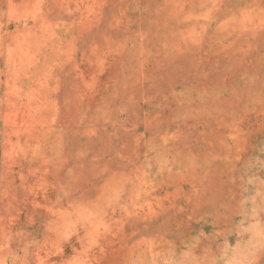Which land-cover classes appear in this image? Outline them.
<instances>
[{
  "label": "rangeland",
  "instance_id": "374dc122",
  "mask_svg": "<svg viewBox=\"0 0 264 264\" xmlns=\"http://www.w3.org/2000/svg\"><path fill=\"white\" fill-rule=\"evenodd\" d=\"M0 264H264V0H0Z\"/></svg>",
  "mask_w": 264,
  "mask_h": 264
}]
</instances>
